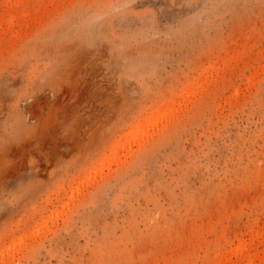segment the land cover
Wrapping results in <instances>:
<instances>
[{
    "label": "rangeland",
    "instance_id": "1",
    "mask_svg": "<svg viewBox=\"0 0 264 264\" xmlns=\"http://www.w3.org/2000/svg\"><path fill=\"white\" fill-rule=\"evenodd\" d=\"M0 264H264V0H0Z\"/></svg>",
    "mask_w": 264,
    "mask_h": 264
}]
</instances>
